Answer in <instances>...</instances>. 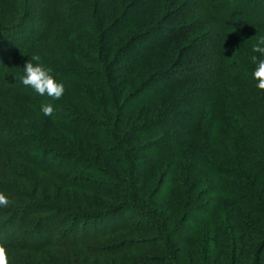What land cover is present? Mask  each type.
<instances>
[{"label":"trees","instance_id":"16d2710c","mask_svg":"<svg viewBox=\"0 0 264 264\" xmlns=\"http://www.w3.org/2000/svg\"><path fill=\"white\" fill-rule=\"evenodd\" d=\"M262 40L264 0H0L6 264H264Z\"/></svg>","mask_w":264,"mask_h":264},{"label":"clouds","instance_id":"9594fccd","mask_svg":"<svg viewBox=\"0 0 264 264\" xmlns=\"http://www.w3.org/2000/svg\"><path fill=\"white\" fill-rule=\"evenodd\" d=\"M264 40L259 42L253 47V51L264 53ZM255 61V66L252 70V78L256 81V87L264 89V59L257 60L256 56L252 57ZM32 61H36L33 63ZM20 82L23 85L30 86L37 94L45 95L58 99L63 91L64 87L62 83L56 82L54 77L50 75V70L42 66L39 62L38 56H32L31 60L23 66V74L20 77ZM41 111L44 115H50L52 112L51 105H42ZM8 201L0 194V206L7 205ZM0 264H6V257L4 249L0 248Z\"/></svg>","mask_w":264,"mask_h":264},{"label":"rangeland","instance_id":"374dc122","mask_svg":"<svg viewBox=\"0 0 264 264\" xmlns=\"http://www.w3.org/2000/svg\"><path fill=\"white\" fill-rule=\"evenodd\" d=\"M157 35H158V34H154L153 37H155V36H157ZM126 216H127L128 219H135V218L138 219V217H136V214H134V213H129V214H127ZM9 231H11V233H13V231H14V227H11V229H9ZM40 236H41V235H37V236H36V234H34V236H33L34 238H32V240H33L32 242H34V243L37 242V243H38L39 240L42 239ZM136 236H142V235H136ZM136 238H139V237H136ZM140 238H141V237H140ZM2 240H4V238H3V236L0 235V241H2ZM156 240L158 241V240H160V239H156ZM37 243H36V244H37ZM69 252H71V251H69ZM71 253H73V251H72ZM74 253H78V252L74 251Z\"/></svg>","mask_w":264,"mask_h":264}]
</instances>
